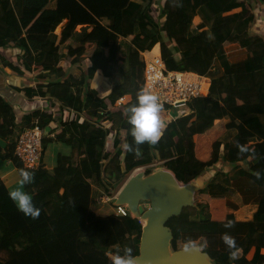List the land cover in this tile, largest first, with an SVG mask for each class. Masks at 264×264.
I'll return each instance as SVG.
<instances>
[{
	"label": "trees",
	"instance_id": "trees-1",
	"mask_svg": "<svg viewBox=\"0 0 264 264\" xmlns=\"http://www.w3.org/2000/svg\"><path fill=\"white\" fill-rule=\"evenodd\" d=\"M161 1L157 6L158 0H111L110 15L102 21L109 28L105 55L99 44L89 48L70 38L56 47L57 38L52 32L39 48L31 50L22 30L21 22L26 24V19L21 20V0H0V49L16 51V62L25 71L38 66V82L22 88V92L28 99L47 96L77 112L65 123V132L51 139L70 145L76 156H58L51 170L42 162L38 169H28L13 154L17 136L15 111L0 94V139L7 142L5 154L0 149V157L9 159L17 173L20 169L34 173L32 183L24 189L41 209L39 218L25 217L9 199V190L0 179V264H34L27 261V256L49 242L61 244L68 256L75 247L71 243L109 249L113 255L127 245L136 256L141 223L132 216H97L90 206L92 182L102 187V193L113 195L112 189L127 173L164 160L161 166L178 181L188 183L212 169L219 159L231 169H217L198 193L225 198L228 205L232 192L249 194L257 204L252 217L238 220L230 212L216 220L211 218L207 204L184 207L180 215L166 222L172 232L171 248L198 245L214 264H264V210L259 209V201L264 203V185L255 181L264 178V37L251 32L256 11L251 3L264 6V0ZM63 9L57 10L53 25L67 16ZM196 16L200 23L192 30ZM75 33L79 35L80 28ZM229 40L245 49L244 56L231 59L224 50ZM156 43L169 69L206 75L210 77V87L206 96L187 104V113L169 122L165 121L168 109L162 107L160 117L165 127L159 142L139 145L137 156L124 147L126 143L133 144L125 109L136 102L142 89L143 62L139 54ZM87 60L82 86L69 77L59 78L62 63L83 65ZM4 62L17 71L15 61ZM97 70L109 79L119 76L104 95L91 87ZM47 112L36 110L34 116L28 114L23 121L29 126L36 116L45 129L52 117ZM218 125L222 131L211 144L210 158L203 160L196 153L195 137ZM45 143L43 138L42 153ZM241 147L248 151L241 152ZM227 220L234 222L230 229L224 227ZM113 222L117 236L123 234L124 226L129 236L122 237L117 248L110 250L108 238L102 233ZM225 232L235 237V249L223 243L221 236ZM99 239L104 240L103 244ZM204 241L206 247H201Z\"/></svg>",
	"mask_w": 264,
	"mask_h": 264
},
{
	"label": "crops",
	"instance_id": "crops-1",
	"mask_svg": "<svg viewBox=\"0 0 264 264\" xmlns=\"http://www.w3.org/2000/svg\"><path fill=\"white\" fill-rule=\"evenodd\" d=\"M21 2V20L26 19V24L21 22L22 30L31 50L39 48L46 36L52 32L57 38L56 47L70 38L75 43L86 45L89 48H94L96 44H99L104 54H107L109 46V28L105 26L102 21L110 15L111 0H21ZM62 8H64L63 10H67V16L58 25H53L52 19L57 10ZM72 25L74 27L70 28ZM77 28H80L79 35L75 33ZM32 40H34V42H32ZM127 40L130 41L131 37H128ZM0 50L5 51V53L0 51L3 54V57L0 58V94L12 105L15 111L16 135L26 126L23 121L24 116L30 114L32 117L34 116L33 112L36 110L41 112L47 110L49 111L47 114H50L52 117L50 123L44 130L46 143L41 158L42 165L44 168L51 170L56 166L58 156H68L70 154L76 156V152L72 150L70 145L69 148L71 151L67 150V148H62L60 149L62 151L56 152L55 148L59 149L61 144L67 143L51 139L65 132V123L75 118L77 112L47 96L36 95L32 97V99H28L22 92V88L28 86L33 87L36 82H38L37 78L39 72L36 71L38 66L34 67V65H32L30 71H25L18 62H14L13 65L17 68V71H13V69L6 66L4 61L11 59V57L14 56L13 53H16V51L8 48ZM159 51L160 45L156 43L151 49L140 52V60L142 61L143 55H150L152 52ZM88 63V60L84 62L83 65L67 66L62 63L63 69L59 71L58 76L61 80L69 77L77 86H82L85 83L84 73ZM118 80L119 76L109 79L103 76L100 70H97L90 83L92 88H97L101 95H104ZM62 112H64V116ZM79 119V121H81L82 117ZM221 127V125H218L207 132V134L195 137V149L199 158L203 160L210 158L211 144L221 133ZM6 144V141L0 139L2 155L5 154L4 148ZM226 165L227 169H224V171L230 170L231 166L227 163ZM16 173L17 171L13 163L5 157H0V179L8 190L14 187L19 180ZM255 181L258 184L264 185V178L255 179ZM204 182H202V184ZM231 195L232 197L229 205L225 198H213L208 195H202V197L207 198L209 201L212 200L211 207L209 208L212 219L222 220L225 215L230 212L233 213L238 220H247L252 217L257 207V204L254 203V197L249 194L244 195L242 191L239 190L232 192ZM92 201L93 193L91 192L90 206L97 216L117 217L114 213L113 206V212L110 210H103L104 212L101 210L100 212V209H95L92 206ZM227 206L231 209H228ZM259 209L260 211L264 210L263 201H259ZM96 223L100 224L98 222ZM115 227L116 225L113 222L107 225V230L104 232L102 231V235L108 238L110 250H115L118 246V242L129 236L126 226L122 227L123 234L120 233L118 236L115 233ZM103 239H99L98 242L103 244ZM71 245L75 247L68 256L62 249L61 244L57 245L56 242L46 243L35 249L33 255L30 254L27 256V261L34 264H68V261H70V264H111V257L113 254L109 252V249L103 251L102 249H95L88 245H80L78 247L74 243H71Z\"/></svg>",
	"mask_w": 264,
	"mask_h": 264
},
{
	"label": "water",
	"instance_id": "water-1",
	"mask_svg": "<svg viewBox=\"0 0 264 264\" xmlns=\"http://www.w3.org/2000/svg\"><path fill=\"white\" fill-rule=\"evenodd\" d=\"M165 172L177 180L162 166L153 169L148 175L144 172L131 176L120 188L114 205H126L132 217L140 219L148 216V222L142 224L137 264H214L210 257L200 250L198 245L173 250L171 248L172 232L166 222L173 216L181 214L184 207L194 202V193L202 188L192 181L182 183L177 190H171L157 173ZM140 201H148L144 209Z\"/></svg>",
	"mask_w": 264,
	"mask_h": 264
},
{
	"label": "built area",
	"instance_id": "built-area-1",
	"mask_svg": "<svg viewBox=\"0 0 264 264\" xmlns=\"http://www.w3.org/2000/svg\"><path fill=\"white\" fill-rule=\"evenodd\" d=\"M143 84L142 89H148L158 95L162 107L168 111L178 109L179 114L186 113L187 104L198 97L206 96L209 92L210 77L190 71L171 70L162 59L161 53L152 52L143 55ZM122 98L117 100L120 103ZM45 105V104H44ZM41 105V106H44ZM45 129L39 125L38 117H33L31 125L22 128L16 136L13 154L23 167L38 169L42 158V146ZM116 194L100 193L94 201L100 204L114 203ZM113 210L117 216H132L126 205H114Z\"/></svg>",
	"mask_w": 264,
	"mask_h": 264
},
{
	"label": "clouds",
	"instance_id": "clouds-1",
	"mask_svg": "<svg viewBox=\"0 0 264 264\" xmlns=\"http://www.w3.org/2000/svg\"><path fill=\"white\" fill-rule=\"evenodd\" d=\"M161 109L162 104L157 94L148 89H140L138 91L136 102L125 109V115L131 126L130 135L133 138V144L126 143L124 145L127 150L134 151L139 156V145L145 143L155 145L159 142L165 127L160 117ZM240 151L245 152L248 149L241 147ZM18 174L17 186L8 191V197L19 212L25 217L35 220L39 218L41 209L34 204L31 194L24 189L25 185L32 183L34 173L26 169H20ZM256 175L259 178L260 174L258 172ZM233 223L232 220H227L224 223V227L230 229ZM221 239L228 249L233 250L237 247L236 239L230 233H223ZM206 244L207 242L204 241L201 247H206ZM231 254L234 258V251ZM111 264H137L133 249L127 245L122 250L118 249L116 254L111 257Z\"/></svg>",
	"mask_w": 264,
	"mask_h": 264
},
{
	"label": "rangeland",
	"instance_id": "rangeland-1",
	"mask_svg": "<svg viewBox=\"0 0 264 264\" xmlns=\"http://www.w3.org/2000/svg\"><path fill=\"white\" fill-rule=\"evenodd\" d=\"M159 2L156 3L155 2V5H159L160 3H162L161 0H158ZM253 8H254V11H255V21L253 23V27H252V30L251 32L254 33V34H260L261 36L264 37V6L262 5V3H251ZM258 6V7H257ZM154 7V4L152 6V8ZM154 13L155 14H158V9L154 8ZM200 23V18L198 16H196L194 19H193V22H192V27L191 29L192 30H196V26ZM224 50L226 52H228V55L231 57L232 60H235V59H238L242 56H244V52H245V49L240 47L237 43L233 42L232 40H229L227 41L225 44H224ZM1 52H4L5 51H2L0 50ZM6 56V55H5ZM10 57V55H9ZM11 60L15 61L16 62V59H15V56H12L11 57ZM185 112L187 113L188 112V109L186 108L185 109ZM168 113L171 115V117H175L179 114V110L178 109H171L168 111ZM165 121L166 122H169L170 119H169V116L167 115L165 117ZM164 122V120H162ZM62 148H67V150L71 151V149L69 148V145L68 144H61V147L59 149H56L55 148V151L56 152H59V151H62L60 149ZM62 153H65V152H62ZM164 162V160H160V161H155L153 164H149V165H146V166H142V167H138L132 171H130L129 173H127L123 180L117 185L115 186L112 191L114 194L117 195L118 191L120 190V188L122 187V185L131 177L134 175L135 172H138L140 170H143L144 172V176L148 175L153 169L161 166V164ZM163 167V166H162ZM217 169H227V165L226 163H224L222 160H218V162H216V164L214 165V167L212 169H209V170H206L202 175H200L199 177H197L196 179H194V183H196V186L198 185H201L202 182H206L208 181V179L210 178V176L212 175V173H214ZM16 175L18 176L19 178V175L18 173H16ZM15 185V184H13ZM17 186V184L15 185ZM14 186V187H15ZM13 188V187H12ZM11 188V189H12ZM102 187L99 186V184L97 182H92V193H93V201H92V206L95 208V209H100V212L102 210V212H104L103 210H110L112 211V206L113 204L112 203H109V204H100V203H96L94 201V197L99 195L101 192H102ZM198 192L195 191L194 193V202L191 206H187V207H195L197 204L201 206H203L204 204H207V207H208V211H209V208L211 207V203H212V200H208L207 198H204L202 197L201 194H197ZM140 204L143 206L144 209H146L148 206H149V203L148 201H140ZM228 209H231L229 206H227ZM109 211V212H110ZM106 212V211H105ZM113 212V211H112ZM112 214V213H111ZM212 218V216H211ZM200 247V246H199Z\"/></svg>",
	"mask_w": 264,
	"mask_h": 264
},
{
	"label": "bare ground",
	"instance_id": "bare-ground-1",
	"mask_svg": "<svg viewBox=\"0 0 264 264\" xmlns=\"http://www.w3.org/2000/svg\"><path fill=\"white\" fill-rule=\"evenodd\" d=\"M142 172V170L135 172L134 174H140ZM161 178H163L164 180H166L169 188L171 190H177L180 186V182H178L177 180H175L174 178L169 177L168 175H166L165 172L161 171L157 173ZM142 224H145L148 222V216H143L140 219Z\"/></svg>",
	"mask_w": 264,
	"mask_h": 264
}]
</instances>
